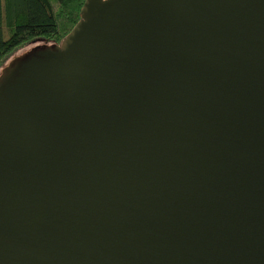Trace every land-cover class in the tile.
I'll return each mask as SVG.
<instances>
[{
	"label": "water",
	"instance_id": "water-1",
	"mask_svg": "<svg viewBox=\"0 0 264 264\" xmlns=\"http://www.w3.org/2000/svg\"><path fill=\"white\" fill-rule=\"evenodd\" d=\"M0 80V264H264V0H87Z\"/></svg>",
	"mask_w": 264,
	"mask_h": 264
},
{
	"label": "trees",
	"instance_id": "trees-1",
	"mask_svg": "<svg viewBox=\"0 0 264 264\" xmlns=\"http://www.w3.org/2000/svg\"><path fill=\"white\" fill-rule=\"evenodd\" d=\"M86 2L0 0V69L38 40L61 45L83 20Z\"/></svg>",
	"mask_w": 264,
	"mask_h": 264
},
{
	"label": "rangeland",
	"instance_id": "rangeland-1",
	"mask_svg": "<svg viewBox=\"0 0 264 264\" xmlns=\"http://www.w3.org/2000/svg\"><path fill=\"white\" fill-rule=\"evenodd\" d=\"M39 45L45 46L47 48H51V47L54 46V43L48 42V41H45V40H38L35 43H33V44L29 45L28 47H26L23 51L20 50V52H18V54L16 53L13 57H17V56H19L21 54H24V52H27L31 48L37 47ZM13 57L6 63V66H4L2 69H0V80L4 77V75H5L4 70L9 66L10 62L14 59Z\"/></svg>",
	"mask_w": 264,
	"mask_h": 264
}]
</instances>
